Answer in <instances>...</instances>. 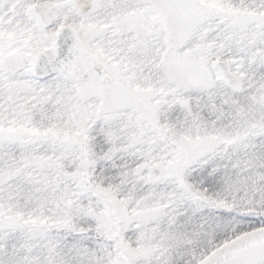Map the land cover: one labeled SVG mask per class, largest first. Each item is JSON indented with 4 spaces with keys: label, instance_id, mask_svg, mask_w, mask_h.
<instances>
[{
    "label": "snow or ice",
    "instance_id": "1",
    "mask_svg": "<svg viewBox=\"0 0 264 264\" xmlns=\"http://www.w3.org/2000/svg\"><path fill=\"white\" fill-rule=\"evenodd\" d=\"M0 264H264V0H0Z\"/></svg>",
    "mask_w": 264,
    "mask_h": 264
}]
</instances>
